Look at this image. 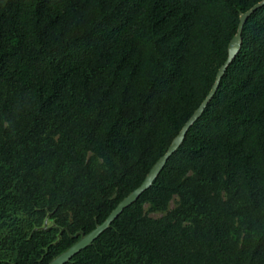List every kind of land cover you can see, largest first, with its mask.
<instances>
[{
	"label": "trees",
	"instance_id": "obj_1",
	"mask_svg": "<svg viewBox=\"0 0 264 264\" xmlns=\"http://www.w3.org/2000/svg\"><path fill=\"white\" fill-rule=\"evenodd\" d=\"M259 1L0 0V264H48L140 185ZM65 264H264V5L151 186Z\"/></svg>",
	"mask_w": 264,
	"mask_h": 264
},
{
	"label": "water",
	"instance_id": "obj_2",
	"mask_svg": "<svg viewBox=\"0 0 264 264\" xmlns=\"http://www.w3.org/2000/svg\"><path fill=\"white\" fill-rule=\"evenodd\" d=\"M263 5H264V0H261L256 4H254L251 8L240 14L236 33L233 35V37L228 43L227 57L223 62V64L218 68L214 82L209 92L201 101V103L198 105V107L195 109V111L192 113V115L189 117V119L183 124L177 135L171 141L165 153L150 168V170L148 171V173L146 174L145 178L140 183V185L137 188H135L133 191H131L126 197L120 200L118 204L113 208V210L108 214L105 220L102 223L96 225V227L93 230H91L87 234H84L82 232L75 233L73 237L75 238L78 237L77 241L74 242L65 251L61 252L56 257H54L48 264H65L68 261H70L73 258V256H75L81 250L89 246L104 230H106L110 226V224L122 213V211L125 208L133 204L139 198V196L151 186L152 182L156 179V177L163 169L167 159L177 150V148L183 142L188 129L203 113L205 107L207 106V104L215 94L219 82L223 77L227 67L230 65V63L238 54L241 44V31L247 18L255 10L259 9ZM43 229H49L47 227L46 220L44 222Z\"/></svg>",
	"mask_w": 264,
	"mask_h": 264
},
{
	"label": "rangeland",
	"instance_id": "obj_3",
	"mask_svg": "<svg viewBox=\"0 0 264 264\" xmlns=\"http://www.w3.org/2000/svg\"><path fill=\"white\" fill-rule=\"evenodd\" d=\"M177 201H178V197L177 196H173V198L171 199V201L168 204V208L169 209L173 208L176 205ZM144 210H145V212L148 215H150L152 217H162L166 213V211H154V210H150L148 204H146L144 206Z\"/></svg>",
	"mask_w": 264,
	"mask_h": 264
}]
</instances>
